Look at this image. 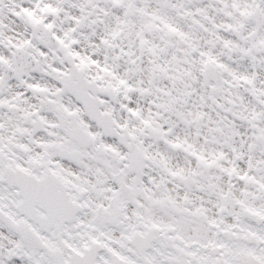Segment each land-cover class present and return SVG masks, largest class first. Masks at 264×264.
<instances>
[{"label": "snow or ice", "instance_id": "1", "mask_svg": "<svg viewBox=\"0 0 264 264\" xmlns=\"http://www.w3.org/2000/svg\"><path fill=\"white\" fill-rule=\"evenodd\" d=\"M0 264H264V0H0Z\"/></svg>", "mask_w": 264, "mask_h": 264}]
</instances>
